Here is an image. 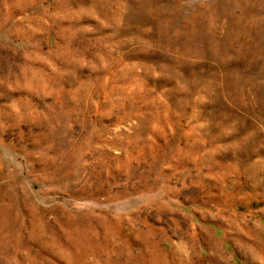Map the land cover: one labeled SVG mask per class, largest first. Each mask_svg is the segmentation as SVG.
I'll list each match as a JSON object with an SVG mask.
<instances>
[{"label":"rangeland","instance_id":"1","mask_svg":"<svg viewBox=\"0 0 264 264\" xmlns=\"http://www.w3.org/2000/svg\"><path fill=\"white\" fill-rule=\"evenodd\" d=\"M0 264H264V0H0Z\"/></svg>","mask_w":264,"mask_h":264}]
</instances>
